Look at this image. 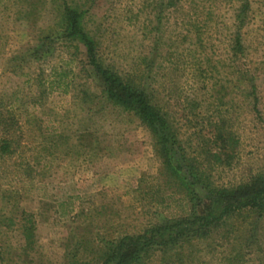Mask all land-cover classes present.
Here are the masks:
<instances>
[{
	"label": "rangeland",
	"instance_id": "rangeland-1",
	"mask_svg": "<svg viewBox=\"0 0 264 264\" xmlns=\"http://www.w3.org/2000/svg\"><path fill=\"white\" fill-rule=\"evenodd\" d=\"M244 1L0 0V101L16 146L0 156V264H101L117 237L192 206L148 129L107 102L84 45L64 36V3L83 11L103 65L141 78L168 113L195 213L219 210L192 177L219 188L264 173V0H246L237 27ZM135 264H264V214L237 211Z\"/></svg>",
	"mask_w": 264,
	"mask_h": 264
},
{
	"label": "trees",
	"instance_id": "trees-1",
	"mask_svg": "<svg viewBox=\"0 0 264 264\" xmlns=\"http://www.w3.org/2000/svg\"><path fill=\"white\" fill-rule=\"evenodd\" d=\"M248 3L245 0L236 14L237 27L243 23ZM83 11L63 4L64 36L80 41L85 47L87 63L91 66L94 74L99 78L101 91L107 102L120 107L124 111L134 114L140 122L148 129L154 152L161 159L163 170L173 178V182L182 189L183 196L192 204L189 216L165 220L162 224L152 225L141 233L135 235H123L110 242L109 247L101 261V264H135L154 245L164 249L170 248L178 241H189L198 239L208 234L211 226L218 225L229 215L248 210L264 214V173L252 176L247 182L231 187H210L209 183L203 181L200 175L192 177L197 183H201L208 193L215 199L208 201L213 206L218 203V212L209 211L195 213V206H199L192 183L179 173V166L173 165L172 148L176 144L180 146L177 139L176 128L168 113L157 105L152 95L143 85L141 78L123 76L117 71L104 66L100 60L94 39L82 28L80 20ZM241 41L238 31L233 38L232 49L234 53L240 51ZM252 95V108L258 112L256 107V95L254 85L250 84ZM11 111L9 107L0 101V156L12 155L15 152L13 140L10 135V124L12 116H6ZM189 169L194 170L193 164L188 163ZM188 169V170H189ZM189 172V171H188ZM191 174V171H190ZM194 209V210H193ZM75 264V263H71ZM79 264H89L86 262Z\"/></svg>",
	"mask_w": 264,
	"mask_h": 264
}]
</instances>
